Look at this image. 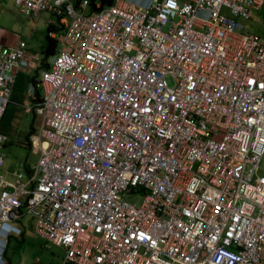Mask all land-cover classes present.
I'll list each match as a JSON object with an SVG mask.
<instances>
[{
	"label": "built area",
	"instance_id": "built-area-1",
	"mask_svg": "<svg viewBox=\"0 0 264 264\" xmlns=\"http://www.w3.org/2000/svg\"><path fill=\"white\" fill-rule=\"evenodd\" d=\"M13 1L61 30L26 174L0 130L1 264L26 216L59 264H264V0ZM25 51L0 44V120Z\"/></svg>",
	"mask_w": 264,
	"mask_h": 264
},
{
	"label": "crops",
	"instance_id": "crops-1",
	"mask_svg": "<svg viewBox=\"0 0 264 264\" xmlns=\"http://www.w3.org/2000/svg\"><path fill=\"white\" fill-rule=\"evenodd\" d=\"M1 1L3 0H0V2ZM20 13L21 12L19 10L18 12L14 13V11H10L5 8H0V44L3 46H12L19 39H24L26 41L25 56L28 61L26 67L15 69V84L10 97V102L7 106V109L5 110L3 117L0 120V130L7 135V141L5 142L4 146L6 144L15 143L27 148L28 146L26 145L25 141L27 140L29 134L36 132L40 128L41 122H37V115L33 113V104L35 100L27 96L26 89L28 88L30 83L34 84L38 82L41 71L49 68L51 57L55 55V52L57 51V44L54 47V51H50L48 54L45 53V48L47 45L46 27L47 25H49L48 23L54 19L53 16L48 12L41 13V15L36 17L38 18L37 21L42 22L43 24V26H40L42 31L40 32L37 38H34V34H20L15 30H12V28H7L14 27V25L17 23V17L18 15H20ZM43 27H45L44 32ZM41 92V89L37 88L36 98L41 94ZM31 152L34 151L31 150ZM261 163L262 159L260 161L259 173L264 176V169H261ZM4 165L1 169V172L8 179H13L14 177L12 175V172L16 171H10L13 163L9 161L7 170L4 169ZM27 167L28 166H26L25 168L26 173L29 170L27 169ZM30 224L31 220H28L27 226ZM27 226H24L21 235L12 236L9 238L6 252L4 255L5 264L6 262H8V264H12L9 257L10 247L13 241H23L25 234L27 233ZM18 249L21 248L19 247ZM39 263L40 260L37 264Z\"/></svg>",
	"mask_w": 264,
	"mask_h": 264
},
{
	"label": "rangeland",
	"instance_id": "rangeland-1",
	"mask_svg": "<svg viewBox=\"0 0 264 264\" xmlns=\"http://www.w3.org/2000/svg\"><path fill=\"white\" fill-rule=\"evenodd\" d=\"M94 2L97 3L100 2V0H94ZM0 8L14 11V13L18 12L19 10L14 4L13 0L1 1ZM221 12L223 14H228V10L226 8H222ZM22 14L20 13L21 16L18 15L17 23L14 25V27L7 28H12V30H15L20 34H34V38H37L42 31L40 27L43 26L42 22L37 21L38 18L36 17L30 19L31 17H27L26 15ZM259 17L260 18L256 20L255 30H258V25L264 18V10L260 11ZM243 24L248 28L250 27L247 21H244ZM44 31L45 27H43V32ZM58 48L59 45L57 44L56 49L58 50ZM36 117L37 122H41V118L39 116ZM2 152L5 155L4 169L7 170L9 161L13 163L10 171L16 170L17 172L26 173V166H28L27 169H29L37 162L38 159V153L31 152L29 147L26 148L15 143L6 144L3 147ZM262 157L261 169H264V156ZM119 196L122 199L135 204L139 203L142 199L141 194H129L126 196L124 194H120ZM28 220H30V217L26 216L23 220L24 226H27ZM30 225L27 226V233L25 234L23 241H13L10 247L9 257L12 264H33L35 259L40 260L39 264H59L62 256L64 255L63 250L50 243L46 244L42 238L38 237L34 234V232H32V221ZM19 247L21 249H18Z\"/></svg>",
	"mask_w": 264,
	"mask_h": 264
},
{
	"label": "trees",
	"instance_id": "trees-1",
	"mask_svg": "<svg viewBox=\"0 0 264 264\" xmlns=\"http://www.w3.org/2000/svg\"><path fill=\"white\" fill-rule=\"evenodd\" d=\"M112 3H113V0H100L99 5L97 6L96 3L94 2V0H90L89 3H88V6L86 8V12L88 13V12L93 11V10H98L102 6L109 5V4H112ZM51 30H61V27H60V24H59L58 21H56L55 24L47 25V27H46V33H47V45H46V48H45V53L46 54H48L50 51H54L55 50L54 47L56 45V42H55V40H53L49 36V32ZM6 264H8V262H6Z\"/></svg>",
	"mask_w": 264,
	"mask_h": 264
},
{
	"label": "clouds",
	"instance_id": "clouds-1",
	"mask_svg": "<svg viewBox=\"0 0 264 264\" xmlns=\"http://www.w3.org/2000/svg\"><path fill=\"white\" fill-rule=\"evenodd\" d=\"M0 264H1V261H0ZM3 264V263H2Z\"/></svg>",
	"mask_w": 264,
	"mask_h": 264
}]
</instances>
